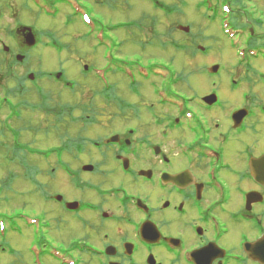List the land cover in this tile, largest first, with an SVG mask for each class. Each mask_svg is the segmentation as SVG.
<instances>
[{
  "label": "flooded vegetation",
  "instance_id": "flooded-vegetation-1",
  "mask_svg": "<svg viewBox=\"0 0 264 264\" xmlns=\"http://www.w3.org/2000/svg\"><path fill=\"white\" fill-rule=\"evenodd\" d=\"M248 1L264 5V0ZM227 2L232 9L233 1ZM239 11H230L231 22H237L246 54L254 53L253 59L233 65L257 69L253 73L264 90V23L248 21L246 8ZM16 34L18 52L0 63V118L8 113L13 125L24 112L36 116L37 127H26L45 137L44 146L21 142L27 128L15 124L0 125V134L13 140L8 162L27 168L36 187L45 177L55 193L39 194L42 216L0 217L40 226L36 243L62 254L59 261L43 253L45 264H264V95L243 94L234 101L217 93L218 101L208 106L206 96L192 101L178 93L186 104L176 111L157 91L154 102L143 105L144 94L136 87L131 95L138 103L128 116L120 115L115 95L112 100L92 94L89 109L83 98L71 104L61 96L65 87L57 86L54 69L16 62L26 49L25 33ZM155 89L177 97L168 88ZM243 109L235 121L234 114ZM120 117L126 119L116 127ZM41 149L48 151L42 159L48 169L40 170V156L31 154ZM29 234L33 237L31 230L25 237ZM19 257L9 264H18Z\"/></svg>",
  "mask_w": 264,
  "mask_h": 264
},
{
  "label": "rangeland",
  "instance_id": "rangeland-1",
  "mask_svg": "<svg viewBox=\"0 0 264 264\" xmlns=\"http://www.w3.org/2000/svg\"><path fill=\"white\" fill-rule=\"evenodd\" d=\"M45 1L48 2V0ZM50 1L53 3L52 7L45 6L43 0H37L39 4L36 0H0V40L1 44L13 48L15 44L12 42L10 34L16 32L20 27L32 29L33 34L44 43V46L41 44L30 49V60L26 63L31 64L34 69L41 65L45 69L62 70L69 85H77L78 87L74 94L69 91L60 92L61 96L65 97L68 102L71 101L69 102L71 104L77 103L78 99L83 98L87 107L92 109L90 97L97 89L102 91L106 85L104 78L106 77L108 88L104 90L103 95H115L117 100L122 102L120 105L123 104V107L117 105L120 115L128 116L130 106L135 102L138 103L137 99L132 98L133 95H131L134 86L130 83L129 74L132 73L136 76L138 65L150 67L155 64L165 65L168 62L173 63L170 66L171 70L178 71L181 77L184 78L179 84V90L186 96H207L211 92L212 83L217 84L215 89H221L219 92H215L224 100H230L231 98L234 101L239 100L244 93L247 95H264L261 82L256 78L257 72L253 73L257 69L252 68L253 70L244 71L242 68L233 65V62H237L236 52L229 47L228 42L219 33L223 32L220 16L218 18L216 15L209 17V15H212L211 12L204 9L203 5L208 0ZM232 1L234 12L239 13L240 9L246 8L249 14H252V17L247 18L248 21L254 22L258 26L260 22L264 23V5L258 6L254 1L250 2L248 0ZM98 2L105 3L101 6L97 4ZM213 2H217L221 6L225 0H221V2L214 0ZM170 6L179 9V12L167 16L160 11L162 7H164L162 9L164 11ZM76 9H79L82 13L88 12L90 14L92 19L90 25L84 24V21L79 17L73 16L72 18ZM237 15L241 18L239 14ZM241 21L244 22V18ZM119 26L120 29H118ZM184 27L189 28L188 32L192 34L191 36L185 33L182 34L185 32ZM262 32H264V27ZM48 33L55 35L59 43L67 46V50L59 52L58 49L53 50L46 46L48 44ZM88 34L92 36L93 43L97 41L96 35L104 36L108 41L101 47L106 48L102 49L100 53L96 52L99 47L91 44L85 38ZM181 39L184 42L186 40V43L190 46L194 45L196 49L198 46H206V48H209L207 55H196L193 58L190 55L192 51L186 54L177 53L169 46L166 49L160 46L161 43L167 45L172 40L178 41ZM150 41H153V43L149 44ZM218 42H221L220 45L217 44ZM98 45H100V42H98ZM9 55L13 56V53ZM9 55L6 58L10 57ZM1 57L6 59L3 55ZM104 57L107 60H104ZM222 62L226 65L221 64ZM214 64H221L222 69L218 77L209 76L205 72L207 68ZM85 65L89 67V71H85ZM94 66L104 68L99 72L103 79H100L98 83H96L95 74L91 72ZM143 71L148 72L147 70ZM179 74L176 73V76ZM232 79L242 80V86L236 89L232 87ZM166 84H168L167 80H158L155 84H152L138 79L139 90L144 94L141 99L143 105L145 103L151 105L154 102L152 91H155V86L161 87ZM55 86L52 85V87ZM56 88L58 89V87ZM110 110H115V107ZM26 115L27 117H25L24 112L22 119L14 121V124L20 128L27 125H36L37 127V117L30 114ZM28 118L33 122L29 124L27 122ZM125 119V117H120L115 126L123 125ZM0 122L14 127L8 113L1 117ZM26 131L21 142H25V139L32 144L44 146L43 140L45 137H41V134L30 127ZM53 139L55 141L50 139V142L56 143V136ZM0 142L6 143L8 149H14L12 137L8 133L0 134ZM8 149L0 147V214H7L8 217H14L16 213L33 217L42 216L40 208L42 203L39 194H51L54 192L55 187L47 183L45 177L41 179V182L37 180L40 187H36L32 181V174L27 168H22L21 171L17 163L11 165L8 162V159L13 155ZM39 156H41L39 160L42 161V159L48 157V151L46 149L39 150ZM43 163L44 161L39 165L40 170L50 167ZM26 174H29V177ZM61 191L63 190L61 189ZM2 225L5 231L0 233V248H8L11 253L23 255V259L21 257L16 258L18 264H30L27 251L32 237L30 238V234L25 237L28 231L26 228H35V226H27L25 223L22 225L10 223L4 218H2ZM12 230H23V234L15 235ZM56 238L52 237V241H55ZM58 243L62 242L58 240ZM0 262L9 264L14 262V257L9 253L4 254L0 251ZM47 262L56 264L53 260Z\"/></svg>",
  "mask_w": 264,
  "mask_h": 264
},
{
  "label": "water",
  "instance_id": "water-1",
  "mask_svg": "<svg viewBox=\"0 0 264 264\" xmlns=\"http://www.w3.org/2000/svg\"><path fill=\"white\" fill-rule=\"evenodd\" d=\"M185 32H188V29L184 30ZM23 32H32L30 29H23ZM28 44L29 45H33L34 44V38L32 35L28 36ZM218 67H213L212 69H210L211 73H217L218 72ZM212 101V100H211Z\"/></svg>",
  "mask_w": 264,
  "mask_h": 264
},
{
  "label": "trees",
  "instance_id": "trees-1",
  "mask_svg": "<svg viewBox=\"0 0 264 264\" xmlns=\"http://www.w3.org/2000/svg\"><path fill=\"white\" fill-rule=\"evenodd\" d=\"M111 1V0H110ZM110 1H108V2H110ZM105 2H103V3H100V2H98L97 4H104ZM102 6V5H101ZM119 28H121L120 26H119Z\"/></svg>",
  "mask_w": 264,
  "mask_h": 264
}]
</instances>
